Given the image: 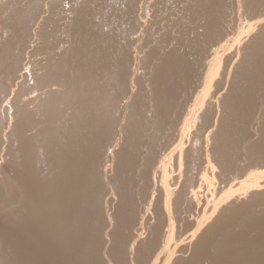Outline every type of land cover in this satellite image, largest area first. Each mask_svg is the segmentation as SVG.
I'll use <instances>...</instances> for the list:
<instances>
[{"label": "rangeland", "instance_id": "rangeland-1", "mask_svg": "<svg viewBox=\"0 0 264 264\" xmlns=\"http://www.w3.org/2000/svg\"><path fill=\"white\" fill-rule=\"evenodd\" d=\"M241 1L0 0V19H3L2 21L0 20V66L2 65L0 67V182L2 180L5 181L8 179L6 180L8 183L2 181L1 183L3 184H0L1 186H4H2L3 189L0 186L1 264H6L7 262L5 261H8L9 264L12 261L22 264L25 258L26 260L29 259V261L27 260L26 264L29 262H32V264H132V262L133 264H244L243 262L246 264H264V253H261L262 251L264 252V210H262V208H264V195L259 194L256 197L253 195V199V197L250 196L252 194H240V183L244 180V178H246V172H249V170L252 168L254 170H264V163H262L264 161L261 160L262 157L264 159V155H259L260 152H264V46L255 48L258 50L256 51L252 49L254 48L251 47L252 44L249 45L250 48H247L248 46L245 47L243 45L245 42H242V45H240L239 38H237L238 35L241 36L243 33L244 30L242 29H246L247 23L256 19L257 15L262 12L264 9V0ZM29 3H31L32 6H30ZM21 5L23 7H21ZM2 6L4 8H2ZM220 6L222 7L220 8ZM229 8L231 10H229ZM198 10L200 12L202 11L201 14L203 16H201ZM213 10L216 11L214 12ZM22 11L24 13H22ZM30 11L33 13H29ZM231 12L232 14H230ZM24 14H26V16ZM228 15L231 17L229 16V18ZM206 16L210 21L208 18H206ZM16 18L18 23L15 20ZM32 20L36 22L34 23ZM201 20L207 22V26L205 25V28V22H201ZM229 20L231 23H227ZM9 21L10 23H7ZM214 21L217 23L215 24ZM29 25L31 27H29ZM214 26L218 28H215ZM210 28L211 30L213 29V32L210 30ZM33 29L34 31H32ZM258 30L259 29H257V31ZM26 31L29 33H26ZM12 32H16V34H12ZM7 37L9 38L6 39ZM41 37L44 39L42 40ZM245 38L244 40H247V42L250 41L249 37ZM19 44H21L20 47ZM11 45L14 48L12 50ZM23 45L25 48L22 47ZM44 45L47 48H45ZM10 50L12 52H10ZM9 53L11 54L9 55ZM22 53L25 54L24 57H22ZM9 58L13 59L10 60ZM14 58H16V60ZM23 58L25 59L23 60ZM8 59L12 61L10 64L13 65L14 63V66L11 65V67H8V65L10 66V64H8L9 61L7 62ZM3 65L5 66L3 67ZM7 67H13L14 70H17L13 72L14 70L11 69V71H13L10 72V69L8 70ZM85 70L88 72V74ZM28 72L33 74L30 75ZM46 73H50V76ZM242 73L244 78L242 77ZM90 76H93L92 79ZM4 77H6V79ZM5 89L9 90L6 91ZM88 90H90L88 92L90 94L85 93ZM80 91L82 92L79 93ZM73 92L75 96L74 99L76 98L75 101L72 100ZM67 94L70 96L69 99L66 98ZM85 94L87 96H84ZM34 95L37 96L35 97ZM78 95L82 96L83 99ZM67 99L69 101L71 99L75 102V104L74 102L66 101ZM184 101H187V104L184 103ZM66 102H69V105L71 103V106L67 104L69 106L67 107ZM72 103L75 105L74 108H72ZM179 105L181 108H179ZM72 115L74 116L73 118ZM67 116L70 120L72 119V121H68ZM190 117H193L190 124V129L186 133V136H182L180 133L184 123L182 121L186 119L190 120ZM62 118L64 120H62ZM201 119L202 121H200ZM197 121H199L201 124ZM206 121L211 124L209 127ZM70 122H74V125ZM54 132L57 135H55ZM171 133L172 135H169ZM181 140H183V142ZM53 143H55L57 146L55 144L53 145ZM182 143L183 146H185V144H190L191 146H187L190 149L192 147L197 149V153L195 152L196 150L194 151L193 148L191 149V151L193 150L192 152L190 151L189 156H191H187L188 159L190 158L189 163H186L188 159H185L186 161H184V164L186 163V165L182 166V168H184L182 170V178L186 179L185 181L183 180L184 182H181L183 186L179 184V180L182 179H180L179 176L177 178V175L181 174L178 164L179 162L177 160L178 155L174 156L176 155L175 152H179V149L177 150V148H180ZM163 145L165 146V149ZM254 145H256V149L259 150H257L258 153L256 150H254ZM53 146L54 148H52ZM262 146L263 149L260 150ZM56 147L57 149H55ZM199 147L201 149H199ZM104 148L105 150H103ZM149 149L151 151H149ZM211 151L214 152L213 154L215 156L212 155ZM194 152L197 155H195ZM254 152L256 153L254 154ZM5 154H7V156ZM50 155L52 157L56 156L54 158L55 161ZM248 155H250V157ZM25 157H27V159ZM167 157L171 159H168ZM101 158H104L103 161ZM175 158H177V162ZM193 159L194 161H192ZM202 159H204V161ZM107 160L108 164H106ZM144 160L147 162L149 161L148 164L147 162L145 163ZM53 161L55 162V168L52 167L54 164ZM100 161L102 163H100ZM155 161L157 164L154 163ZM190 161H192V164H190ZM208 161H211V163L214 164L213 171L209 166L211 163ZM243 161H247V164ZM248 161H250V164ZM104 162H106V166L103 168V166L100 165H104ZM195 162H197V165H195ZM238 163L239 165H237ZM241 163H244L243 166ZM163 164H165L167 167L169 166V182L173 188L176 187L180 189L183 187V189L180 190L182 191L185 189L184 187L188 183L187 178H190L189 181L191 180V182L196 179V181L192 183L196 186V188L202 190L200 191L201 195L197 196V200H200L201 203L203 202L204 205L207 204L208 200L211 201L213 199H219L225 189L230 190L231 188L234 194L232 199H230V202L235 197L234 200L236 203L231 202V205L229 202V209L226 208L227 211L225 209L224 212H219L221 215L216 214L217 217L212 219L213 222L209 219L208 224H210V226L208 227V224L206 225V232L204 231V233H201V235L203 234L202 236L199 237L198 235V237L196 236L191 240L189 234L193 232L196 226L193 224L191 225V222L188 219L194 217L193 215H195L194 218H197L198 215L200 216L202 213L197 211V208L194 206L190 208L188 205V207V201H183L182 205L184 207V211L182 216H184V213L185 216L181 220L179 219L176 221V229L173 239L164 243V236L166 237L168 227L166 220H164L165 216L161 211V205L159 204L158 206L160 207L159 211L158 208L157 210L155 209L158 201V199L157 201L155 199L158 196V190L156 191L153 186H150V184L154 185L156 180L157 183L159 182L161 174L160 170L162 167L161 165ZM148 165H151V167ZM154 165L155 167H153ZM187 165L192 169L191 171L189 167V171L191 172L188 173L189 176L191 173L193 176L192 179L187 173L186 175L188 177L185 175L187 168L184 166ZM175 166L178 167L176 168ZM57 167L58 169L56 170ZM109 167L111 168L108 169ZM147 167H149V169ZM195 167L199 172H197ZM102 168L103 172L101 171ZM146 169L149 171V173L151 171L152 174L150 173L151 175H149L151 177L147 175L149 173ZM193 169L195 170L194 173ZM152 170L154 171L152 172ZM56 171L61 173V177ZM200 171L203 174L207 172L209 184H207V181L203 179V175L200 173ZM141 172L144 173L142 174ZM53 173H56V175ZM111 173H113V175ZM196 173L198 174L195 175ZM63 174L66 177H62ZM183 174L185 176H183ZM212 174L214 176L216 174V177H214ZM4 175L6 176L3 177ZM144 176L147 178V182ZM194 176L197 177L195 178ZM223 176H226L227 178H224ZM7 177H10L12 180ZM148 177L152 179L150 180ZM63 178L65 181H63ZM171 180L174 181L172 182ZM214 180H216V182ZM59 181H61V185L59 184ZM210 181L212 185L210 184ZM12 182L14 186L12 185ZM139 182L140 185H138ZM223 182L226 183L224 184ZM96 183L97 185H95ZM147 183H149V185ZM7 185L11 188H9ZM5 186L8 187H6L8 190H5ZM110 186H112V188ZM139 186H142V188H139ZM216 187L219 188L216 189ZM214 188V191L218 192L215 193L213 191ZM10 189L14 190L12 191L13 193ZM23 189L26 193L23 191ZM140 189L146 193H144L142 190L141 192H138ZM59 190L61 193H63H58ZM232 190L229 191V193H231ZM15 192L16 194L18 193V197L14 196ZM53 192H56L55 194L57 196L53 194ZM209 192L211 193L210 196L208 195L210 194ZM141 193H143V198ZM24 194L26 195L24 196ZM216 195L218 196L216 197ZM13 196L17 199L12 198ZM145 196L148 199H146ZM201 196L205 200L201 198ZM4 197L7 198L4 199ZM20 197L22 203L25 201L23 199L28 197V207L26 204H24L27 201L26 199L23 205L22 203L20 204L22 205L20 210L24 208L21 211L18 208L20 205L18 207L14 206V203L16 204V201L20 200ZM240 197L241 199L236 201V199ZM257 197L259 199H257ZM132 198H134V200ZM144 198L147 201H144ZM12 199L15 201L12 202ZM142 200L144 205L142 204ZM54 201L55 205L57 202L59 206H55L54 203L52 204ZM75 201L78 203H75ZM140 201L141 204H139ZM159 201L158 203H161V196ZM153 202H155L154 205ZM185 202H187V204ZM133 203L136 204L134 205ZM210 204H212V201ZM250 204H253L254 206H251ZM249 205L252 208L249 207ZM54 206H58L59 208H54ZM148 206L150 208H147ZM136 207L139 208V211ZM142 208L143 210L148 211L145 212L142 210ZM186 208H190L188 209L190 211H185L187 210ZM53 209L56 211H52ZM191 209L198 213L196 214V212ZM251 209L252 211H250ZM258 210L263 213H259ZM191 211H193L195 214L193 212L191 213ZM58 213L59 219H62L64 222L58 219ZM61 213L64 215V217H61L63 216ZM53 214L56 216V220L60 221H57V225L60 227V229L65 225V228L62 227L61 231H59L60 229L55 225L56 220ZM135 214L137 216H135ZM218 216L222 217L219 219ZM138 217L139 219H137ZM185 217L189 221L190 227L189 223H187L188 221H186V219L185 221L183 220ZM209 221H211L213 224H211ZM154 223L156 224L154 225ZM177 223L179 227H177ZM52 227H54V231ZM207 229L210 232H208ZM61 233L63 235H61ZM53 234L56 237H51ZM59 234L61 237H58ZM62 236L64 237L63 240ZM57 237L59 242H57ZM51 238L53 239L51 241L54 243L50 241ZM195 238L198 239L196 240ZM54 239H56V241ZM51 243L53 244L52 247ZM55 243H60V245ZM185 244L187 247H185ZM54 245L57 247H55L56 250L53 249ZM91 247L92 249H90ZM153 247L156 248L153 249ZM239 247L242 248L240 249ZM257 247L260 249L258 250ZM49 250H52L51 253ZM64 251L65 253L67 251L68 252L65 254ZM242 251L243 253H241ZM52 252H54L53 254H55V256L57 254V256H53ZM179 252L181 253V257ZM234 252L237 257L235 256ZM256 253H258L257 256ZM169 254H171L172 257L171 261H168V259L166 260ZM238 254L243 257L240 259ZM251 254L253 258L251 257ZM51 257H53V259ZM173 257H179L178 261L177 258L173 259ZM19 258H21V262L19 261ZM10 260L12 261L10 262ZM80 260L82 261L79 262ZM173 260L175 263H173ZM238 260L241 263H239Z\"/></svg>", "mask_w": 264, "mask_h": 264}, {"label": "bare ground", "instance_id": "bare-ground-1", "mask_svg": "<svg viewBox=\"0 0 264 264\" xmlns=\"http://www.w3.org/2000/svg\"><path fill=\"white\" fill-rule=\"evenodd\" d=\"M5 1H6V0H5ZM28 1H29V0H28ZM120 1H121V0H120ZM205 1H206V0H205ZM224 1H226V0H224ZM239 1H241V0H239ZM9 2H10V1H9ZM91 2H92V1H91ZM213 2H214V1H213ZM215 2H216V1H215ZM217 2H218V1H217ZM241 2H242V1H241ZM262 2H263V1H262ZM10 3H11V2H10ZM16 3H17V2H16ZM24 3H26V2H24ZM33 3H34V2H33ZM53 3H54V2H53ZM201 3H202V2H201ZM206 3H207V2H206ZM210 3H211V2H210ZM7 4H8V3H7ZM20 4H21V3H20ZM27 4H28V3H27ZM29 4H30V6H32L31 3H29ZM41 4H42V3H41ZM119 4H121V3H119ZM203 4H204V3H203ZM245 4H246V3H245ZM259 4H260V3H259ZM4 5H6V4H4ZM14 5H15V3H14ZM82 5H83V4H82ZM211 5H212V4H211ZM219 5H220V4H219ZM229 5H230V4H229ZM263 5H264V2H263ZM16 6H17V5H16ZM25 6H26V5H25ZM33 6H34V5H33ZM36 6H38V5H36ZM40 6H41V5H40ZM209 6H210V5H209ZM225 6H226V5H225ZM227 6H228V4H227ZM17 7H18V6H17ZM21 7H23V6L21 5ZM56 7H57V6H56ZM77 7H78V6H77ZM203 7H204V6H203ZM210 7H211V6H210ZM221 7H222V6H220V8H221ZM229 7H230V6H229ZM263 7H264V6H263ZM2 8H4V7L2 6ZM7 8H8V7H7ZM35 8H36V7H35ZM120 8H121V7H120ZM208 8H209V7H208ZM225 8H226V7H225ZM5 9H6V8H5ZM33 9H34V8H33ZM209 9H210V8H209ZM214 9H215V7H214ZM218 9H219V8H218ZM218 9H217V10H218ZM227 9H228V8H227ZM232 9H233V8H232ZM247 9H248V8H247ZM258 9H259V8H258ZM262 9H263V8H262ZM25 10H26V9H25ZM30 10H31V9H30ZM121 10H122V8H121ZM207 10H208V9H207ZM223 10H224V7H223ZM229 10H231V9L229 8ZM233 10H234V9H233ZM0 11H1V9H0ZM9 11H10V10H9ZM9 11H8V12H9ZM39 11H40V10H39ZM41 11H42V8H41ZM44 11H45V10H44ZM117 11H118V10H117ZM198 11H199V10H198ZM205 11H206V10H205ZM213 11H214V10H213ZM215 11H216V10H215ZM215 11H214V12H215ZM259 11H260V10H259ZM3 12H4V11H3ZM11 12H12V11H11ZM14 12H15V11H14ZM31 12H32V11H30L29 13H31ZM37 12H38V11H37ZM199 12H200V11H199ZM201 12H202V11H201ZM201 12H200V14H201ZM207 12H208V11H207ZM207 12H206V13H207ZM209 12H210V10H209ZM219 12H220V11H219ZM232 12H233V11H232ZM232 12H231L230 14H232ZM6 13H7V12H6ZM22 13H24V12L22 11ZM32 13H33V12H32ZM216 13H217V12H216ZM258 13H259V12H258ZM2 14H4V13H2ZM2 14H1V15H2ZM60 14H61V13H60ZM203 14H204V13H203ZM209 14H210V13H209ZM217 14H218V13H217ZM219 14H220V13H219ZM222 14H223V13H222ZM222 14H221V15H222ZM225 14H226V13H225ZM225 14H224V15H225ZM228 14H229V13H228ZM256 14H257V13H256ZM24 15L26 16V14H24ZM34 15H35V14H34ZM34 15H33V16H34ZM36 15H37V14H36ZM233 15H234V14H233ZM28 16H29V15H28ZM201 16H203V15L201 14ZM204 16H205V15H204ZM207 16H208V15H207ZM207 16H206V18H208ZM229 16H230V15H228V17H229ZM10 17H11V16H10ZM37 17H38V16H37ZM37 17H35V18H37ZM48 17H49V16H48ZM100 17H101V16H100ZM157 17H158V16H157ZM210 17H211V16H210ZM221 17H222V16H221ZM230 17H231V16H230ZM230 17H229V18H230ZM1 18H2V16H1ZM226 18H227V17H226ZM229 18H228V19H229ZM234 18H235V17H234ZM12 19H13V18H12ZM23 19H24V17H23ZM33 19H34V18H33ZM40 19H41V18H40ZM211 19H212V18H211ZM216 19H218V18H216ZM0 20H1V19H0ZM2 20H3V19H2ZM2 20H1V21H2ZM8 20H9V19H8ZM15 20H16V22H17V18H16ZM47 20H48V19H47ZM49 20H50V19H49ZM208 20H209V18H208ZM212 20H213V19H212ZM231 20H232V19H231ZM5 21H6V19H5ZM5 21H4V22H5ZM24 21H25V20H24ZM32 21H34V20H32ZM55 21H56V20H55ZM202 21H203V20H201V22H202ZM209 21H210V20H209ZM217 21H219V20H217ZM221 21H222V20H221ZM224 21H225V19H224ZM245 21H246V20H245ZM247 21H248V20H247ZM13 22H14V21H13ZM30 22H31V21H30ZM35 22H36V21H34V23H35ZM48 22H49V21H48ZM58 22H59V21H58ZM98 22H99V21H98ZM203 22H205V21H203ZM229 22H230V20H229L227 23H229ZM7 23H10V21L7 22ZM17 23H18V22H17ZM27 23H28V22H27ZM205 23H206V24H205ZM205 23H204V28H205V25L207 26V22H205ZM212 23H213V22H212ZM214 23L216 24L217 22L214 21ZM225 23H226V22H225ZM230 23H231V22H230ZM239 23H240V22H239ZM0 24H1V23H0ZM5 24H6V23H5ZM15 24H16V23H15ZM68 24H69V23H68ZM200 24H201V23H200ZM221 24H222V23H221ZM240 24H241V23H240ZM13 25H14V24H13ZM13 25H12V28H13ZM76 25H77V24H76ZM115 25H116V24H115ZM208 25H209V24H208ZM213 25H214V24H213ZM231 25H232V24H231ZM245 25H246V24H245ZM16 26H17V24H16ZM20 26H21V25H20ZM38 26H39V25H38ZM40 26H41V25H40ZM62 26H63V25H62ZM85 26H86V25H85ZM117 26H118V25H117ZM126 26H127V25H126ZM200 26H202V25H200ZM200 26H199V27H200ZM224 26H225V25H224ZM228 26H230V25H228ZM233 26H234V25H233ZM233 26H231V27H233ZM246 26H247L246 29H242V30H244L243 33H242V34L239 33V34H241V36L238 35V37H237V38H239L240 45H242V42H243V43L245 42V44H243V45H244L245 47L248 46L247 48H250L249 45L252 44L251 47H254V48H252V49L258 51V50L255 49V48H260V47L264 46V44H263V43H264V9L262 10V12H261L260 14L257 15L256 19H254V20L251 21V22H248ZM4 27H5V26H4ZM21 27H22V26H21ZM29 27H31V26L29 25ZM29 27H28V28H29ZM36 27H37V26H36ZM129 27H130V26H129ZM195 27H197V26H195ZM214 27H215V26H214ZM239 27H240V26H239ZM9 28H10V27H9ZM24 28H25V27H24ZM38 28H39V27H38ZM67 28H68V27H67ZM192 28H193V27H192ZM215 28H218V27H215ZM19 29H20V28H19ZM29 29H30V28H29ZM31 29H32V28H31ZM47 29H48V28H47ZM124 29H125V28H124ZM220 29H221V28H220ZM240 29H241V28H240ZM257 29H259V30L257 31ZM35 30H36V29H35ZM40 30H41V29H40ZM93 30H94V29H93ZM121 30H122V28H121ZM193 30H194V29H193ZM203 30H204V29H203ZM210 30H211V28H210ZM210 30H209V32H210ZM212 30H213V29H212ZM212 30H211V31H212ZM214 30H215V29H214ZM0 31H1V29H0ZM19 31H20V30H19ZM28 31H30V30H28ZM28 31H26V33H29ZM32 31H34V29H33ZM36 31H37V30H36ZM49 31H51V30H49ZM109 31H110V30H109ZM123 31H124V30H123ZM256 31H257V32H256ZM6 32H7V31H6ZM212 32H213V31H212ZM13 33L16 34V32H12V34H13ZM19 33H20V32H19ZM195 33H196V32H195ZM8 34H9V33H8ZM33 34H34V33H33ZM45 34H46V33H45ZM123 34H124V33H123ZM199 34H200V33H199ZM203 34H204V32H203ZM0 35H1V34H0ZM196 35H197V34H196ZM4 36H5V35H4ZM11 36H12V35H11ZM11 36H9V37H11ZM29 36H30V35H29ZM86 36H87V35H86ZM0 37H1V36H0ZM9 37H7L6 39H8ZM16 37H17V36H16ZM19 37H20V36H19ZM19 37H18V38H19ZM22 37H23V36H22ZM49 37H50V36H49ZM245 37H249L250 41L247 42V40H244ZM27 38H28V37H27ZM30 38H31V37H30ZM41 38H42V37H41ZM0 39H1V38H0ZM43 39H44V38H42V40H43ZM94 39H95V38H94ZM101 39H102V38H101ZM245 39H246V38H245ZM4 40H5V39H4ZM16 40H18V39H16ZM16 40H15V41H16ZM20 40H21V39H20ZM24 40H25V39H24ZM27 40H28V39H27ZM243 40H244V41H243ZM11 41H12V39H11ZM25 41H26V40H25ZM45 41H47V40H45ZM49 41H50V39H49ZM105 41H106V40H105ZM5 42H6V41H5ZM16 42H18V41H16ZM20 42H21V41H20ZM23 42H24V41H23ZM131 42H132V41H131ZM14 43H15V42H14ZM27 43H28V42H27ZM47 43H48V42H47ZM49 43H50V42H49ZM6 44H7V43H6ZM21 44H23V43H21ZM21 44H19V47H20ZM4 45H5V44H4ZM47 45H48V44H47ZM6 46H7V45H6ZM11 46H12V45H11ZM210 46H211V45H210ZM4 47H5V46H4ZM9 47H10V45H9ZM19 47H18V48H19ZM22 47H24V45H23ZM42 47H43V45H42ZM44 47H45V45H44ZM49 47H50V46H49ZM49 47H48V48H49ZM24 48H25V47H24ZM45 48H47V47H45ZM103 48H104V47H103ZM103 48H102V49H103ZM207 48H208V47H207ZM247 48H246V49H247ZM12 49H14L13 46L11 47V50H12ZM208 49H209V48H208ZM8 50H9V49H8ZM11 50H10V52H12ZM16 50H19V49H16ZM21 50H24V49H21ZM206 50H207V49H206ZM247 50H248V49H247ZM247 50H246V51H247ZM249 50H250V49H249ZM207 51H208V50H207ZM260 51H261V50H260ZM3 52H4V51H3ZM17 52H18V51H17ZM19 52H20V51H19ZM21 52H22V51H21ZM25 52H26V51H25ZM15 53H16V52H15ZM23 53H24V52H23ZM23 53H22V54H23ZM206 53H207V52H206ZM253 53H254V52H253ZM6 54H7V52H6ZM10 54H11V53H9V55H10ZM100 54H101V53H100ZM100 54H99V55H100ZM231 54H232V53H231ZM12 55H14V54H12ZM18 55H19V54H18ZM24 55H25V54H23L22 57H24ZM207 55H208V54H207ZM20 56H21V55H20ZM154 56H155V55H154ZM205 56H206V55H205ZM208 56H209V55H208ZM246 56H247V55H246ZM2 57H3V55H2ZM6 57H7V56H6ZM6 57H5V58H6ZM10 57H11V56H10ZM141 57H142V56H141ZM203 57H204V55H203ZM104 58H105V56H104ZM6 59H7V58H6ZM6 59H5V61H6ZM9 59L12 60L13 58H9ZM9 59L7 60V62L9 61L8 64L12 63V61H10ZM14 59L16 60V58H14ZM24 59H25V58H23V60H24ZM113 59H114V57H113ZM17 60H18V58H17ZM31 60H32V59H31ZM34 60H35V59H34ZM92 60H93V59H92ZM205 60H206V59H205ZM21 61H22V60H21ZM106 61H107V60H106ZM245 61H246V60H245ZM2 62H3V61H2ZM2 62H1V63H2ZM16 62H17V61H16ZM18 62H19V61H18ZM27 62H28V61H27ZM147 62H148V61H147ZM21 63H23V62H21ZM21 63H20V64H21ZM24 63H25V61H24ZM31 63H32V62H31ZM31 63H30V64H31ZM46 63H47V62H46ZM246 63H247V62H246ZM5 64H6V63H5ZM16 64H17V63H16ZM203 64H204V63H203ZM243 64H244V63H243ZM11 65H12V64H10V66L8 65V67H11ZM26 65H27V64H26ZM67 65H68V64H67ZM197 65H198V64H197ZM208 65H209V63H208ZM1 66H2V65H1ZM1 66H0V67H1ZM4 66H5V65H3V67H4ZM12 66H14V63H13ZM31 66H32V64H31ZM243 66H244V65H243ZM245 66H246V65H245ZM250 66H251V65H250ZM8 67H7V68H8ZM15 67H16V66H15ZM102 67H103V66H102ZM24 68H28V67H24ZM45 68H46V66H45ZM48 68H49V66H48ZM182 68H183V67H182ZM186 68H187V67H186ZM197 68H198V67H197ZM197 68H196V69H197ZM241 68H242V67H241ZM243 68H244V67H243ZM247 68H248V67H247ZM9 69H10V70H9ZM11 69H13V67H12V68H8V70H9L10 72H12V71L14 70V69H13V70L11 71ZM15 69H16V68H15ZM18 69H20V68H18ZM196 69H195V70H196ZM199 69H200V68H199ZM199 69H198V70H199ZM248 69H249V68H248ZM263 69H264V68H263ZM8 70H7V72H8ZM16 70H17V69H16ZM16 70H14L13 72H15ZM21 70H22V68H21ZM26 70H27V69H26ZM44 70H45V69H44ZM47 70L50 71L49 69H47ZM74 70H75V69H74ZM88 70H89V69H88ZM253 70H254V69H253ZM3 71H4V70H3ZM75 71H76V70H75ZM85 71H86V70H85ZM240 71H241V70H240ZM246 71H247V70H246ZM246 71H245V72H246ZM254 71H255V70H254ZM41 72H42V71H41ZM46 72H47V71H46ZM86 72H87V71H86ZM242 72H243V71H242ZM252 72H253V71H252ZM1 73H2V72H1ZM21 73H22V72H21ZM23 73H24V72H23ZM28 73H29V72H28ZM121 73H122V72H121ZM243 73H244V72H243ZM243 73H242V77H243ZM13 74H14V73H13ZM29 74H30V73H29ZM29 74H28V75H29ZM31 74H33V73H31ZM31 74H30V75H31ZM42 74H44V73H42ZM46 74H48V75L50 76V73H46ZM87 74H88V72H87ZM109 74H110V73H109ZM169 74H170V73H169ZM186 74H187V73H186ZM240 74H241V73H240ZM244 74H245V73H244ZM0 75H1V74H0ZM203 75H204V74H203ZM3 76H4V74H3ZM6 76H7V75H6ZM13 76H14V75H13ZM20 76H21V75H20ZM44 76H45V75H44ZM148 76H149V75H148ZM190 76H191V75H190ZM190 76H189V77H190ZM204 76H205V75H204ZM244 76H245V75H244ZM247 76H248V75H247ZM7 77H8V76H7ZM9 77H10V76H9ZM17 77H19V76H17ZM17 77H16V78H17ZM34 77H35V76H34ZM90 77H91V76H90ZM92 77H93V76H92ZM92 77H91V79H92ZM123 77H124V76H123ZM183 77H184V76H183ZM245 77H246V76H245ZM4 78L6 79V77H4ZM11 78H12V73H11ZM14 78H15V77H14ZM36 78H37V77H36ZM172 78H173V77H172ZM243 78H244V77H243ZM0 79H1V78H0ZM32 79H33V78H32ZM34 79H35V78H34ZM84 79H85V77H84ZM191 79H192V78H191ZM200 79H201V76H200ZM247 79H248V78H247ZM15 80H16V79H15ZM49 80H50V79H49ZM86 80H87V79H86ZM2 81H3V80H2ZM12 81H13V80H12ZM90 81H92V80H90ZM26 82H27V81H26ZM48 82H49V81H48ZM4 83H5V82H4ZM89 83H90V82H89ZM258 83H259V82H258ZM32 84H33V83H32ZM180 84H181V83H180ZM259 84H260V83H259ZM29 85H30V83H29ZM87 85H88V84H87ZM87 85H86V86H87ZM72 86H73V85H72ZM184 87H185V86H184ZM2 88H3V87H2ZM8 88H9V86H8ZM33 88H34V87H33ZM0 89H1V88H0ZM30 89H31V88H30ZM65 89H66V88H65ZM78 89H79V86H78ZM78 89H77V90H78ZM80 89H81V86H80ZM89 89H90V87H89ZM98 89H99V88H98ZM2 90H4V89H2ZM5 90H6V89H5ZM7 90H9V89H7ZM7 90H6V91H7ZM35 90H36V89H35ZM70 90H72V89H70ZM70 90H69V91H70ZM83 90H85V89H83ZM83 90H82V91H83ZM75 91H76V90H75ZM82 91H80L79 93H81ZM89 91H90V90H88L87 92H85V91H84V92L87 94ZM170 91H171V90H170ZM181 91H182V90H181ZM66 92H67V91H66ZM84 92H83V93H84ZM119 92H120V91H119ZM4 93H5V92H4ZM4 93H3V94H4ZM8 93H9V92H8ZM68 93H69V92H68ZM103 93H104V92H103ZM131 93H132V92H131ZM174 93H175V92H174ZM246 93H247V92H246ZM256 93H257V92H256ZM31 94H32V92H31ZM31 94H30V95H31ZM45 94H46V93H45ZM69 94H70V93H69ZM86 94H85L84 96H87ZM88 94H90V93H88ZM5 96H6V95H5ZM5 96H3V97H5ZM15 96H16V95H15ZM17 96H18V95H17ZM32 96H33V95H32ZM34 96H35V95H34ZM36 96H37V95H36ZM36 96H35V97H36ZM71 96H72V95H71ZM78 96H80V95H78ZM88 96H89V95H88ZM90 96H92V95H90ZM182 96H183V95H182ZM260 96H261V95H260ZM7 97H8V96H7ZM7 97H6V98H7ZM69 97H70V96H68V94H67L66 98L69 99ZM72 97H73L72 100L75 101L76 98L74 99V97H75V96H74V92H73V96H72ZM80 97H82V96H80ZM97 97H98V96H97ZM6 98H5V99H6ZM16 98H17V97H16ZM28 98H29V97H28ZM85 98H87V97H85ZM85 98H84V99H85ZM170 98H171V97H170ZM179 98H180V97H179ZM184 98H185V97H184ZM184 98H183V99H184ZM241 98H242V97H241ZM258 98H259V97H258ZM29 99H30V98H29ZM68 99H67L66 101H69ZM82 99H83V97H82ZM100 99H101V98H100ZM183 99H182V100H183ZM72 100L70 99L71 102H74V101H72ZM97 100H99V99H97ZM188 100H189V99H188ZM31 101H32V100H31ZM70 101H69V102H70ZM91 101H92V100H91ZM243 101H244V100H243ZM28 102H29V101H28ZM63 102H64V101H63ZM69 102H68V103H69ZM98 102H99V101H98ZM106 102H107V101H106ZM109 102H110V101H109ZM181 102H183V101H181ZM186 102H187V101H186ZM186 102L184 101V103H186ZM55 103H56V102H55ZM68 103L66 102V105H67ZM184 103H183V104H184ZM63 104H64V103H63ZM63 104H62V105H63ZM74 104H75V102H74ZM90 104H91V103H90ZM178 104H179V103H178ZM181 104H182V103H181ZM186 104H187V103H186ZM186 104H185V105H186ZM237 104H238V103H237ZM7 105H8V104H7ZM24 105H25V104H24ZM68 105H69V104H68ZM68 105H67V107L71 106V103H70L69 106H68ZM72 105H73V103H72ZM74 106H75V105H73L72 108H74ZM89 106H90V105H89ZM177 106H178V105H177ZM94 107H95V106H94ZM140 107H141V106H140ZM183 107H184V106H183ZM33 108H34V107H33ZM62 108H63V107H62ZM62 108H61V109H62ZM78 108H79V107H78ZM137 108H138V106H137ZM179 108H181L180 105H179ZM179 108H178V110H179ZM10 109H11V108H10ZM58 109H59V108H58ZM70 109H71V107H70ZM88 109H89V108H88ZM105 109H106V108H105ZM130 109H131V108H130ZM182 109H183V108H182ZM251 109H252V108H251ZM262 109H263V108H262ZM64 110H65V109H64ZM67 110H68V109H67ZM72 110H74V109H72ZM183 110H184V109H183ZM234 110H235V109H234ZM5 111H6V110H5ZM16 111H17V110H16ZM30 111H31V110H30ZM59 111H60V110H59ZM70 111H71V110H70ZM75 111H76V110H75ZM157 111H158V110H157ZM8 112H9V111H8ZM71 112H72V111H71ZM30 113H31V112H30ZM58 113H59V112H58ZM63 113H64V112H63ZM175 113H177V112H175ZM197 113H198V112H197ZM6 114H7V113H6ZM31 114H32V113H31ZM53 114H54V113H53ZM60 114H62V113H60ZM67 114H68V113H67ZM71 114H72V113H71ZM73 114H74V113H73ZM78 114H79V113H78ZM179 114H180V113H179ZM205 114H206V113H205ZM205 114H204V115H205ZM247 114H248V113H247ZM257 114H258V113H257ZM57 115H58V114H57ZM68 115H69V114H68ZM74 115H75V114H74ZM175 115H177V114H175ZM206 115H207V114H206ZM206 115H205V116H206ZM211 115H212V113H211ZM46 116H47V115H46ZM53 116H55V115H53ZM58 116H59V115H58ZM64 116H65V115H64ZM79 116H80V115H79ZM153 116H154V115H153ZM179 116H180V115H179ZM235 116H236V115H235ZM67 117H68V116H67ZM67 117H66V118H67ZM73 117H74V116L72 115V118H73ZM180 117H181V116H180ZM182 117H184V116H182ZM188 117H189V115H188ZM203 117H204V116H203ZM31 118H32V117H31ZM70 118H71V116H70ZM75 118H76V117H75ZM176 118H177V117H176ZM178 118H179V117H178ZM190 118H191V117H190ZM192 118H193V117H192ZM192 118H191L190 120H189V119H186V118H185L186 120H184V121L181 120L182 122H184V123H183V126H182V128H181V132H180L182 136H183V135L186 136V133H187L188 130L190 129V124H191V122H192ZM205 118H206V117H205ZM233 118H234V117H233ZM53 119H55V118H53ZM76 119H77V118H76ZM76 119H75V120H76ZM183 119H184V118H183ZM195 119H196V118H195ZM62 120H64V119L62 118ZM73 120H74V119H73ZM77 120H78V119H77ZM79 120H80V119H79ZM209 120H210V119H209ZM68 121H72V119L70 120L69 117H68ZM178 121H179V119H178ZM181 121H180V122H181ZM195 121H196V120H195ZM200 121H202V119H201ZM204 121H205V120H204ZM207 121H208V118H207ZM207 121H206V122H207ZM258 121H259V120H258ZM17 122H18V121H17ZM53 122H54V121H53ZM64 122H65V121H64ZM64 122H63V123H64ZM75 122H76V121H75ZM77 122H78V121H77ZM109 122H110V121H109ZM174 122H176V121H174ZM197 122H199V121H197ZM60 123H61V122H60ZM63 123H62V125H63ZM67 123H68V122H67ZM70 123H72V122H70ZM73 123H74V122H73ZM73 123H72V124H73ZM156 123H157V122H156ZM156 123H155V124H156ZM177 123H178V122H177ZM199 123H200V122H199ZM202 123H203V122H202ZM207 123H208V127H209V125H211V124H209V122H207ZM17 124H18V123H17ZM64 124H65V123H64ZM170 124H171V123H170ZM194 124H195V123H194ZM197 124H198V123H197ZM197 124H196V125H197ZM200 124H201V123H200ZM51 125H52V124H51ZM68 125H69V124H68ZM73 125H74V124H73ZM139 125H140V124H139ZM174 125H175V124H174ZM203 125H204V124H203ZM60 126H61V124H60ZM63 126H64V125H63ZM171 126H172V124H171ZM197 126H198V125H197ZM206 126H207V124H206ZM250 126H251V125H250ZM36 127H37V126H36ZM54 127H55V126H54ZM67 127H68V126H67ZM70 127H71V126H70ZM74 127H75V126H74ZM78 127H79V126H78ZM202 127H204V126H202ZM255 127H256V126H255ZM17 128H18V127H17ZM57 128H58V127H57ZM57 128H56V129H57ZM64 128H65V127H64ZM71 128H72V127H71ZM172 128H173V127H172ZM176 128H177V126H176ZM205 128H206V127H205ZM68 129H70V128H68ZM156 129H157V128H156ZM168 129H169V128H168ZM197 129H198V127H197ZM16 130H17V129H16ZM53 130H54V128H53ZM53 130H52V131H53ZM59 130H60V129H59ZM71 130H72V129H71ZM71 130H70V131H71ZM141 130H142V129H141ZM174 130H177V129H174ZM203 130H204V129H203ZM205 130H207V129H205ZM253 130H254V129H253ZM64 131H65V130H64ZM66 131H67V130H66ZM172 131H173V130H172ZM191 131H192V130H191ZM40 132H41V131H40ZM60 132H61V131H60ZM60 132H59V133H60ZM71 132H72V131H71ZM178 132H179V131H178ZM199 132H200V131H199ZM204 132H205V131H204ZM217 132H218V131H217ZM244 132H245V131H244ZM15 133H16V132H15ZM50 133H51V132H50ZM54 133H55V132H54ZM90 133H91V132H90ZM175 133H176V132H175ZM193 133H194V132H193ZM200 133H201V132H200ZM262 133H263V132H262ZM71 134H72V133H71ZM75 134H76V133H75ZM141 134H142V133H141ZM188 134H189V133H188ZM255 134H256V133H255ZM8 135H9V133H8ZM55 135H57V134L55 133ZM58 135H59V134H58ZM69 135H70V133H69ZM73 135H74V134H73ZM169 135H172V133L169 134ZM200 135H201V134H200ZM261 135H262V134H261ZM263 135H264V133H263ZM0 136H1V135H0ZM11 136H12V135H11ZM14 136H15V135H14ZM27 136H28V135H27ZM63 136H64V135H63ZM74 136H75V135H74ZM192 136H193V135H192ZM220 136H221V135H220ZM253 136H254V135H253ZM258 136H259V135H258ZM70 137H71V136H70ZM70 137H69V138H70ZM167 137H168V136H167ZM189 137H190V136H189ZM197 137H198V136H197ZM199 137H200V136H199ZM202 137H203V136H202ZM244 137H245V136H244ZM263 137H264V136H263ZM55 138H56V136H55ZM55 138H54V139H55ZM63 138H64V137H63ZM73 138H74V137H73ZM148 138H149V137H148ZM165 138H166V137H165ZM170 138H171V137H170ZM172 138L174 139L173 136H172ZM175 138H176V137H175ZM184 138H185V137H184ZM186 138H187V137H186ZM194 138H195V137H194ZM204 138H205V137H204ZM204 138H203V139H204ZM258 138H260V137H258ZM97 139H98V138H97ZM254 139H255V138H254ZM256 139H257V138H256ZM12 140H13V138H12ZM15 140H16V139H15ZM50 140H51V139H50ZM72 140H73V139H72ZM163 140H164V139H163ZM166 140H167V139H166ZM168 140H169V138H168ZM178 140H179V139H178ZM184 140H185V139H184ZM262 140H263V139H262ZM0 141H1V140H0ZM4 141H5V140H4ZM78 141H79V140H78ZM87 141H88V140H87ZM181 141L183 142V140H181ZM191 141H192V140H191ZM196 141H197V140H196ZM202 141H203V140H202ZM202 141H200V142H202ZM252 141H253V140H252ZM22 142H23V141H22ZM57 142H58V141H57ZM61 142H62V141H61ZM88 142H89V141H88ZM114 142H115V141H114ZM142 142H143V141H142ZM149 142H150V141H149ZM168 142H169V141H168ZM171 142H172V141H171ZM261 142H262V141H261ZM1 143H2V142H1ZM15 143H17V142H15ZM69 143H70V142H69ZM166 143H167V142H166ZM175 143H176V142H175ZM180 143H181V142H180ZM184 143H185V142H184ZM206 143H207V142H206ZM230 143H231V142H230ZM246 143H247V142H246ZM259 143H260V142H259ZM29 144H30V143H29ZM54 144H55V143H53V145H54ZM57 144H58V143H57ZM113 144H114V143H113ZM130 144H131V143H130ZM130 144H129V145H130ZM169 144H170V143H169ZM171 144H172V143H171ZM192 144H193V143H192ZM201 144H202V143H201ZM254 144H255V143H254ZM263 144H264V143H263ZM55 145H56V144H55ZM131 145H132V144H131ZM149 145H150V144H149ZM165 145H166V144H165ZM56 146H57V145H56ZM60 146H61V144H60ZM85 146H86V145H85ZM107 146H108V145H107ZM163 146H164V145H163ZM163 146H162V147H163ZM187 146H191V145H190V144H189V145L185 144V146H183V143H182L181 146H180V148H177V147H176L177 150L179 149V152H178V153L175 152L176 155H174V156H177V155H178V159L175 158V160H176V159L178 160V162H179V163H178V164H179V168H180V170H181V172L179 171L181 174H180V175H177V178H178V176H179V178L182 179V180H179V179H178V180L180 181L179 184H181V182H182L183 180H184V181L186 180L185 178H184V179L182 178V170L184 169V168H182V166H183V165H186L187 162L189 163V159H190V158L188 159L187 156H189L190 151H191V149L193 148V147H192V148L190 149V148L187 147ZM219 146H220V145H219ZM255 146H256V145H254V147H255ZM257 146H258V145H257ZM3 147H4V146H3ZM15 147H16V146H15ZM18 147H20V146H18ZM129 147H130V146H129ZM173 147H174V145H173ZM196 147H197V145H196ZM244 147H245V146H244ZM246 147H247V146H246ZM12 148H13V147H12ZM40 148H41V147H40ZM52 148H54V146H53ZM65 148H66V147H65ZM109 148H110V147H109ZM157 148H158V147H157ZM160 148H161V147H160ZM186 148H189V149H186ZM197 148H198V147H197ZM214 148H215V147H214ZM248 148H249V146H248ZM15 149H16V148H15ZM55 149H57V147H56ZM55 149H54V152H55ZM59 149H60V148H59ZM106 149H107V147H106ZM111 149H112V148H111ZM111 149H108V150H111ZM146 149H147V148H146ZM154 149H155V148H154ZM158 149H159V148H158ZM164 149H165V146H164ZM166 149H167V148H166ZM168 149H169V148H168ZM193 149H194V148H193ZM199 149H201V148L199 147ZM253 149H254V148H253ZM262 149H263V146H262V148H261L260 150H262ZM63 150H64V149H63ZM72 150H73V149H72ZM103 150H105V148H104ZM108 150H107V151H108ZM177 150H176V151H177ZM195 150H196V151H195ZM202 150H203V148H202ZM211 150H212V149H211ZM254 150H256V152H257L258 149H256V147H255ZM254 150H253V151H254ZM51 151H52V150H51ZM66 151H67V149H66ZM149 151H151V150L149 149ZM158 151H160V150H158ZM192 151H193V150H192ZM192 151H191V152H192ZM194 151L197 153V149H196V148L194 149ZM198 151H199V150H198ZM200 151H201V150H200ZM207 151H208V150H207ZM226 151H227V150H226ZM251 151H252V150H251ZM258 151H259V150H258ZM5 152H6V151H5ZM86 152H87V151H86ZM195 152H194V153H195ZM211 152H212V151H211ZM227 152H228V151H227ZM256 152H254V154H255ZM0 153H1V152H0ZM7 153H8V148H7ZM51 153H53V152H51ZM56 153H57V152H56ZM56 153H55V154H56ZM66 153H68V152H66ZM106 153H107V152H106ZM111 153H112V152H111ZM157 153H159V152H157ZM194 153H193V154H194ZM196 153H195V155H197ZM201 153H202V152H201ZM203 153H204V150H203ZM213 153H214V152H212V155H214ZM251 153H252V152H251ZM257 153H258V152H257ZM261 153H262V152L259 153L260 156H261V155H264V154H263L264 152H263L262 154H261ZM10 154H11V152H10ZM10 154H9V156H10ZM82 154H83V153H82ZM102 154H104V153H102ZM107 154H108V153H107ZM198 154H199V152H198ZM215 154H216V153H215ZM249 154H250V153H249ZM5 155L7 156V154H5ZM51 155H52V154H51ZM51 155H50V156H51ZM57 155H58V154H57ZM68 155H69V154H68ZM88 155H89V154H88ZM94 155H95V154H94ZM104 155H105V154H104ZM104 155H103V157H104ZM113 155H114V154H113ZM156 155H157V154H156ZM250 155H251V154H250ZM250 155H248V156L250 157ZM259 155H258V156H259ZM9 156H8V157H9ZM13 156H14V155H13ZM18 156H19V154H18ZM53 156H55V155H53ZM110 156H111V154H110ZM146 156H147V155H146ZM164 156H165V155H164ZM190 156H191V155H190ZM190 156H189V157H190ZM214 156H215V155H214ZM51 157H52V156H51ZM55 157H56V156H55ZM55 157H52V159H54ZM61 157H62V155H61ZM69 157H70V156H69ZM84 157H85V156H84ZM106 157H107V156H106ZM106 157H105V158H106ZM111 157H112V156H111ZM148 157H149V156H148ZM150 157H151V156H150ZM152 157H153V156H152ZM184 157H185V158H184ZM192 157H193V155H192ZM195 157H196V156H195ZM195 157H194V158H195ZM197 157H198V156H197ZM209 157H210V156H209ZM219 157H220V156H219ZM1 158H2V157H1ZM25 158L27 159V157H25ZM66 158H67V157H66ZM113 158H114V157H113ZM163 158H164V157H163ZM167 158H168V157H167ZM172 158H173V157H172ZM199 158H200V156H199ZM201 158H202V157H201ZM212 158H213V157H212ZM245 158H246V157H245ZM245 158H243V159H245ZM255 158H256V157H255ZM258 158H259V157H258ZM7 159H8V158H7ZM9 159H10V157H9ZM19 159H20V158H19ZM28 159H29V157H28ZM101 159H102V158H101ZM101 159H100V160H101ZM103 159H104V158H103ZM103 159H102V161H103ZM152 159H153V158H152ZM168 159H171V158H168ZM173 159H174V158H173ZM185 159H186V160L188 159V161H186ZM214 159H215V158H214ZM214 159H213V161H214ZM250 159H251V158H250ZM11 160H12V158H11ZM16 160H17V159H16ZM91 160H92V159H91ZM111 160H112V158H111ZM146 160H147V159H146ZM177 160H176V162H177ZM199 160H200V159H199ZM202 160L204 161V159H202ZM209 160H210V159H209ZM218 160H219V159H218ZM236 160H237V159H236ZM241 160H242V159H241ZM241 160H239V161H241ZM261 160L264 161L263 157H262ZM18 161H19V160H18ZM27 161H28V160H27ZM54 161H55V159H54ZM54 161H53V162H54ZM88 161H89V160H88ZM104 161H105V160H104ZM109 161H110V159H109ZM144 161H145V160H144ZM150 161H151V159H150ZM184 161H186L185 164H184ZM192 161H194V159H193ZM192 161H190V164H192ZM230 161H231V159H230ZM250 161H251V160H250ZM250 161H248L249 164H250ZM258 161H259V160H258ZM2 162H3V161H2ZM15 162H16V161H15ZM19 162H20V161H19ZM19 162H18V163H19ZM32 162H33V161H32ZM62 162H63V161H62ZM112 162H113V161H112ZM146 162H147V161H145V163H146ZM148 162H149V161H148ZM148 162H147V164H148ZM165 162H166V161H165ZM169 162H170V161H169ZM208 162L211 163V161H208ZM214 162H215V161H214ZM219 162H220V161H219ZM243 162H245V161H243ZM246 162H247V161H246ZM246 162H245V163H246ZM252 162H253V161H252ZM12 163H13V162H12ZM27 163H28V162H27ZM27 163H26V164H27ZM58 163H59V162H58ZM100 163H102V162L100 161ZM105 163H106V162H104V165H100V164H99V165H100V166H103V168H104V166H106V164H108V160H107V163H106V164H105ZM110 163H111V162H110ZM116 163H117V161H116ZM150 163H152V162H150ZM154 163H156V161H155ZM196 163H197V162H195V165H197ZM199 163H200V161H199ZM230 163H231V162H230ZM259 163H260V162H259ZM262 163H264V162H262ZM262 163H261V165H262ZM13 164H14V163H13ZM13 164H12V165H13ZM60 164H61V163H60ZM67 164H68V163H67ZM121 164H122V163H121ZM156 164H157V163H156ZM161 164H162V163H161ZM176 164H177V163H176ZM176 164H175V165H176ZM178 164H177V165H178ZM190 164H188V165H190ZM241 164H242V166H243L244 163H241ZM246 164H247V163H246ZM249 164H248V165H249ZM254 164H255V163H254ZM20 165H21V164H20ZM54 165H55V162H54V164H53V166H52L53 168H55ZM109 165H111V164H109ZM113 165H114V164H113ZM188 165H187V166H184V167L187 168V171H186V172H185L186 168H185V170H184L185 175H186V173L188 174L189 172L192 171V169H191L190 166H189V167H190V170H191V171H189V167H188ZM237 165H239V163H238ZM256 165H257V164H256ZM256 165H255V166H256ZM263 165H264V164H263ZM4 166H5V165H4ZM21 166H22V165H21ZM56 166H58V165H56ZM114 166H115V165H114ZM114 166H113V167H114ZM146 166H147V165H146ZM148 166H149V165H148ZM161 166H162V167H161V170H160L161 174H160L159 182L157 183V180H156V181L154 182L155 184H154V185H151V184H150V186H153V188H154L156 191L158 190V192H157V193H158V196H157L158 198H157V197L155 198L156 201H157V199H158V201H159V198H160V196H161V203H158V201H157V206L155 207V209L157 210V208H158V211H159V210H160L159 208L161 207L162 214L165 216V219H164V220H166V223H167V227H168V229H167V232H166V237L164 236V238H165V239H164V240H165L164 243H165L166 241H171V240L173 239V237H174V233H175V229H176V228H175V227H176V226H175L176 221L179 220V219L181 220V219L185 216V213L183 214L184 216H182V213H183V211H184V210H183L184 207H183V205H182L183 201H188V202H189L188 204H187V202H185V203L187 204V206L189 205L190 208L194 206V207L197 208V209H196L197 211H200V212L202 213L200 216L198 215V217H197V215H196L197 218H194L195 215H193L194 217H191V215H190L191 218L188 219V220L191 222V225L193 224L194 226H196V228L193 226L195 229L193 230V232H192L191 234H189L191 240H192L194 237H196V236L198 237V235H199V237L202 236L203 234L201 235V233H204V231H205V227H206V225L208 224V220L210 219V220L213 222L212 219H213L214 217H217L216 214H217V215H221L220 213H221L222 211L224 212V210H225L226 208L229 207L228 205H229L230 199H232V196H233V194H234L232 188H231L230 190H229V189H228V190L225 189V190L223 191V194L221 195V197H220L219 199H217V200H216V199L211 200V201H212V204H210L211 201L208 200V201H207V204L204 205L203 202H202V203H203V204H202V203L200 202V200H199V201L197 200V198H198L197 196H200V195H201V194H200V191H202V190H201V189L199 190L198 188H196V186L192 183V182L196 181V179H195L194 181L191 182V180L189 181L190 178H189V179L187 178V177L189 176V174H188V176L186 175V176H187L186 178H187V180H188V183H187L186 186L184 187L185 189L182 190V191H180L181 189H183V187L180 188V189H178V188H176V187L173 188L172 185H171V183L169 182V169H168L169 166L167 167L165 164H163V165H161ZM172 166H173V165H172ZM191 166H192V165H191ZM209 166L211 167V169H212V171H213V169H214V164L211 163V165H209ZM42 167H43V166H42ZM58 167H59V166H58ZM58 167L56 168V170L58 169ZM61 167H62V166H61ZM149 167H151V165H150ZM149 167H147V168L149 169ZM153 167H155V165H154ZM175 167H176V166H175ZM175 167H174V168H175ZM177 167H178V166H177ZM177 167H176V168H177ZM192 167H193V166H192ZM217 167H218V166H217ZM219 167H220V166H219ZM249 167H250V166H249ZM253 167H254V166H253ZM256 167H257V166H256ZM15 168H16V167H15ZM103 168H102V170L100 169L102 172H103ZM105 168H107V167H105ZM110 168H111V167H109L108 169H110ZM145 168H146V167H145ZM157 168H158V167H157ZM179 168H178V169H179ZM193 168H194V167H193ZM197 168H198V167H197ZM208 168H209V167H208ZM225 168H226V167H225ZM237 168H239V167H237ZM241 168H242V167H241ZM244 168H245V167H244ZM12 169H13V168H12ZM23 169H24V168H23ZM64 169H65V168H64ZM70 169H71V168H70ZM113 169H114V168H113ZM118 169H119V168H118ZM140 169H141V168H140ZM195 169H196V167H195ZM205 169H206V168H205ZM211 169H210V170H211ZM219 169H220V168H219ZM257 169H258V168H257ZM60 170H61V169H60ZM95 170H96V169H95ZM98 170H99V168H98ZM106 170H107V169H106ZM146 170H147V169H146ZM193 170H194V169H193ZM196 170H197V172H199L198 169H196ZM203 170H204V169H203ZM226 170H228V169H226ZM242 170H243V169H242ZM246 170H247V169H246ZM259 170H260V169H259ZM259 170H254V169L252 168V169L249 170V172H246V173H247L246 178H244V180L241 181V183H240V190H241V193H240V194H244V193H246V194H248V193H249V194H252V195H250V196L253 197V199H254V196H253V195H255V197H256L257 195H259V194H260V195H264V187H263V186H264V185H263V184H264V170H263V171H262V170L259 171ZM52 171H53V170H52ZM52 171H51V172H52ZM107 171H108V170H107ZM112 171H114V170H112ZM141 171H142V170H141ZM153 171H154V170H152V172H153ZM217 171H218V170H217ZM232 171H233V170H232ZM243 171H244V170H243ZM2 172H3V171H2ZM56 172H57V171H56ZM64 172H65V171H64ZM110 172H111V171H110ZM144 172H145V171H144ZM144 172H143V173H144ZM147 172L149 173L148 170H147ZM158 172H159V170H158ZM158 172H157V173H158ZM194 172H195V170L193 171V173H194ZM208 172H209V171H208ZM210 172H211V171H210ZM224 172H225V170H224ZM229 172H230V171H229ZM24 173H25V172H24ZM29 173H30V172H29ZM57 173H58V172H57ZM69 173H70V172H69ZM94 173H95V171H94ZM106 173H108V172H106ZM116 173H117V171H116ZM141 173H142V172H141ZM143 173H142V174H143ZM150 173H151V171H150ZM150 173L147 174V175L149 176V175L152 174V173H151V174H150ZM200 173H201V171H200ZM211 173H212V172H211ZM225 173H226V172H225ZM1 174H2V173H1ZM53 174L56 175V173H53ZM58 174H60V177H61V173H58ZM111 174L113 175V173H111ZM145 174H146V173H145ZM145 174H144V175H145ZM197 174H198V173H196L195 175H197ZM201 174L203 175V176H202L203 179L207 181V184H209V183H208V182H209V181H208L209 178H208V174H207V172H205L204 174H203V173H201ZM219 174H220V173H219ZM241 174H242V173H241ZM104 175H105V174H104ZM112 175H111V176H112ZM185 175L183 174V176H185ZM212 175H213V174H212ZM212 175H211V176H212ZM1 176H2V175H1ZM5 176H6V175H4L3 177H5ZM95 176H96V175H95ZM97 176H98V174H97ZM105 176H106V175H105ZM111 176H110V177H111ZM134 176H135V175H134ZM213 176H214V175H213ZM221 176H222V175H221ZM221 176H219V177H221ZM3 177H2V178H3ZM11 177H12V176H11ZM21 177H22V176H21ZM33 177H34V176H33ZM52 177H53V176H52ZM62 177H66V176H64V174H63ZM91 177H92V176H91ZM106 177H107V176H106ZM106 177H105V178H106ZM149 177H151V176H149ZM149 177H148V178H149ZM170 177H171V176H170ZM189 177H191V179H192L193 176L191 175V173H190V176H189ZM194 177H195V176H194ZM196 177H197V176H196ZM196 177H195V178H196ZM209 177H210V175H209ZM214 177H216V174H215ZM223 177H224V176H223ZM225 177H226V176H225ZM225 177H224V178H225ZM2 178H1V179H2ZM7 178L11 179L10 177H7ZM53 178H54V177H53ZM70 178H71V175H70ZM144 178H146V177L144 176ZM211 178H212V177H211ZM211 178H210V179H211ZM226 178H227V177H226ZM58 179H60V178H58ZM116 179H117V178H116ZM121 179H122V178H121ZM135 179H136V178H135ZM138 179H139V178H138ZM140 179H141V178H140ZM149 179H150V178H149ZM151 179H152V178H151ZM151 179H150V180H151ZM170 179H172V178H170ZM197 179H198V178H197ZM199 179H200V177H199ZM212 179H214V178H212ZM212 179H211V180H212ZM222 179H223V178H222ZM6 180H8V179H6ZM6 180H5V181L2 180V181L8 183ZM11 180H12V179H11ZM11 180H10V181H11ZM26 180H27V179H26ZM60 180H61V179H60ZM66 180H67V179H66ZM83 180H84V179H83ZM106 180H107V178H106ZM119 180H120V179H119ZM141 180H142V179H141ZM145 180H146V182H147V178H146ZM150 180H149V181H150ZM2 181H1V182H2ZM40 181H41V180H40ZM63 181H65L64 178H63ZM74 181H75V180H74ZM149 181H148V182H149ZM171 181L173 182L174 180H171ZM179 181H177V182H179ZM184 181H183V182H184ZM214 181L216 182V180H214ZM214 181H213V182H214ZM220 181H221V180H220ZM222 181H223V180H222ZM224 181H226V180H224ZM1 182H0V184H3V183H1ZM60 182H61V181H59V184L61 185ZM107 182H108V181H107ZM135 182H137V181H135ZM146 182H144V183H146ZM177 182H176V183H177ZM9 183H11V182H9ZM81 183H82V181H81ZM113 183H114V182H113ZM119 183H120V182H119ZM137 183H138V182H137ZM137 183H136V184H137ZM197 183H198V182H197ZM197 183H196V184H197ZM199 183H200V180H199ZM199 183H198V184H199ZM203 183H204V182H203ZM205 183H206V182H205ZM218 183H219V182H218ZM223 183H224V182H223ZM223 183H222V184H223ZM225 183H226V182H225ZM225 183H224V184H225ZM53 184H54V183H53ZM55 184H56V183H55ZM59 184H58V185H59ZM111 184H112V183H111ZM147 184L149 185V183H147ZM184 184H185V183H184ZM198 184H197V185H198ZM207 184H206V185H207ZM210 184L212 185L211 181H210ZM12 185H13V182H12ZM83 185H84V184H83ZM85 185H86V184H85ZM95 185H97V183H96ZM98 185H99V184H98ZM120 185H121V184H120ZM138 185H140V182H139ZM181 185L183 186V184H181ZM216 185H217V184H216ZM0 186H1V185H0ZM2 186H3V185H2ZM2 186H1V188H2ZM7 186H8V185H7ZM7 186H5V190H8V189H6ZM10 186H11V185H10ZM13 186H14V185H13ZM13 186H12V187H13ZM52 186H53V185H52ZM54 186H55V185H54ZM79 186H81V185H79ZM131 186H132V185H131ZM144 186H145V185H144ZM150 186H149V187H150ZM175 186H176V185H175ZM208 186H209V185H208ZM219 186H220V185H219ZM222 186H223V185H222ZM3 187H4V186H3ZM8 187H9V186H8ZM8 187H7V188H8ZM38 187H39V186H38ZM72 187H73V186H72ZM99 187H100V186H99ZM107 187H108V186H107ZM110 187L112 188V186H110ZM198 187H199V186H198ZM206 187H207V186H206ZM220 187H221V186H220ZM1 188H0V189H1ZM9 188H11V187H9ZM24 188H25V187H24ZM74 188H75V187H74ZM84 188H85V187H84ZM97 188H98V187H97ZM139 188H142V186H139ZM143 188H144V187H143ZM145 188H146V187H145ZM151 188H152V187H151ZM153 188H152V189H153ZM204 188H205V187H204ZM210 188H211V186H210ZM212 188H213V186H212ZM217 188H219V187H216V189H217ZM222 188H223V187H222ZM226 188H227V187H226ZM2 189H3V188H2ZM13 189H14V188H13ZM13 189H10L11 192L15 190V189H14V190H13ZM63 189H64V187H63ZM67 189H68V188H67ZM69 189H70V188H69ZM79 189H80V188H79ZM136 189H137V188H136ZM154 189H153V190H154ZM208 189H209V187H208ZM208 189H207V190H208ZM220 189H221V188H220ZM220 189H219V190H220ZM52 190H53V189H52ZM56 190H57V189H56ZM60 190H62V189H60ZM60 190H59L58 193H61ZM106 190H107V189H106ZM113 190H114V189H113ZM138 190H139V189H138ZM141 190H142V189H140V191H138V192H141ZM149 190H150V189H149ZM198 190H199V191H198ZM214 190H215V188L213 189V191H214ZM231 190H232V192L229 193V191H231ZM15 191H16V190H15ZM23 191L25 192L24 189H23ZM54 191H55V188H54ZM57 191H58V190H57ZM65 191H66V189H65ZM84 191H85V190H84ZM92 191H93V190H92ZM98 191H99V190H98ZM104 191H105V190H104ZM109 191H111V190H109ZM126 191H127V190H126ZM142 191H143V190H142ZM145 191H146V190H145ZM213 191H212V193H213ZM16 192H17V191H16ZM16 192L14 193V196H15V197H16L17 194H18V193L16 194ZM75 192H76V191H75ZM94 192H95V191H94ZM107 192H108V191H107ZM124 192H125V191H124ZM132 192H133V191H132ZM134 192H135V191H134ZM143 192H144V191H143ZM153 192H154V191H153ZM210 192H211V191H210ZM210 192H209V193H210ZM214 192H215V191H214ZM216 192H218V191H216ZM216 192H215V193H216ZM219 192H220V191H219ZM7 193H8V191H7ZM12 193H13V192H12ZM25 193H26V192H25ZM55 193H56V192H53V194H55ZM62 193H63V192H62ZM62 193H61V194H62ZM100 193H101V192H100ZM100 193H99V194H100ZM136 193H137V192H136ZM144 193H146V192H144ZM147 193H148V192H147ZM198 193H199V194H198ZM202 193H203V192H202ZM204 193H205V191H204ZM262 193H263V194H262ZM15 194H16V195H15ZM21 194H22V193H21ZM27 194H28V193H27ZM29 194H30V192H29ZM93 194H94V193H93ZM106 194H107V193H106ZM142 194H143V193H141V196H142V198H143V195H142ZM206 194H207V193H206ZM217 194H218V193H217ZM22 195H23V194H22ZM22 195H20V196H22ZM25 195H26V194H24V196H25ZM55 195H56V194H55ZM55 195H54V196H55ZM58 195H60V194H58ZM68 195H69V194H68ZM77 195H78V194H77ZM135 195H136V194H135ZM148 195H150V194H148ZM204 195H205V194H204ZM208 195L210 196L211 193L208 194ZM212 195H214V194H212ZM219 195H220V194H219ZM14 196H13L12 198H14ZM56 196H57V195H56ZM56 196H55V197H56ZM60 196H61V195H60ZM120 196H121V195H120ZM129 196H130V195H129ZM129 196H128V197H129ZM146 196H147V195H146ZM146 196H145V198L148 199V198H147L148 196H147V197H146ZM154 196H155V195H154ZM202 196H203V195H202ZM202 196H201V198H203ZM217 196H218V195H216V197H217ZM0 197H1V196H0ZM2 197H3V196H2ZM17 197H18V196H17ZM50 197H51V196H50ZM52 197H53V196H52ZM72 197H73V196H72ZM96 197H97V196H96ZM105 197H106V196H105ZM108 197H109V196H108ZM124 197H125V196H124ZM126 197H127V196H126ZM131 197H132V196H131ZM204 197H205V196H204ZM216 197H215V198H216ZM236 197H237V196H236ZM258 197H262V196H258ZM258 197H257V199H259ZM263 197H264V196H263ZM6 198H7V197H6ZM6 198L4 197V199H6ZM10 198H11V197H10ZM22 198H24V197H22ZM27 198H28V197H27ZM27 198H26V199H27ZM145 198H144V199H145ZM208 198H209V197H208ZM4 199H3V200H4ZM14 199H17V198H14ZM19 199H20V200L16 201V204L14 203V206H15V207H18V206L22 203V202H21V197H20ZM26 199H23V200L26 201ZM55 199H56V198H55ZM57 199H58V198H57ZM92 199H93V198H92ZM125 199H126V198H125ZM132 199L134 200V198H132ZM146 199H145L144 201H147ZM199 199H200V197H199ZM203 199H204V198H203ZM211 199H212V198H211ZM234 199H235V197H234ZM234 199L231 200V202L236 203ZM239 199H241V197H240V198H237L236 201L239 200ZM253 199H252V201H253ZM257 199H256V200H257ZM52 200H53V199H52ZM102 200H103V199H102ZM107 200H108V198H107ZM149 200H151V199H149ZM149 200H148V201H149ZM201 200H202V199H201ZM204 200H205V199H204ZM263 200H264V198H263ZM14 201H15V200H14ZM14 201H13V199H12V202H14ZM25 201H24V202H25ZM30 201H32V200H30ZM56 201H57V200H56ZM63 201H64V200H63ZM83 201H84V199H83ZM100 201H101V200H100ZM125 201H127V200H125ZM131 201H132V200H131ZM152 201H154V200H152ZM152 201H151V202H152ZM156 201H155V202H156ZM249 201H250V200H249ZM10 202H11V201H10ZM12 202H11V203H12ZM24 202H23V203H24ZM26 202H27V203H26ZM26 202H25L24 204H26L27 207H28V199H27ZM58 202H59V201H58ZM76 202H77V201H75V203H76ZM80 202H81V201H80ZM102 202H103V201H102ZM116 202H118V201H116ZM135 202H136V201H135ZM155 202H153V205L155 204ZM159 202H160V201H159ZM231 202H230V204H231ZM247 202H248V201H247ZM257 202H258V201H257ZM11 203H10V204H11ZM23 203H22V205H23ZM53 203H54V205H55V201L52 202V204H53ZM72 203H73V202H72ZM77 203H78V202H77ZM136 203H137V202H136ZM136 203H135V204H136ZM249 203H250V202H249ZM255 203H256V201H255ZM33 204H34V203H33ZM52 204H51V205H52ZM117 204H118V203H117ZM133 204H134V203H133ZM135 204H134V205H135ZM137 204H138V203H137ZM139 204H141V201H140ZM142 204H143V200H142ZM145 204H147V203H145ZM149 204H150V203H149ZM159 204L161 205L160 207H158ZM253 204H254V203H253ZM253 204H250V205L252 206ZM258 204H259V203H258ZM22 205H20V206L18 207L19 210H20V207H21ZM26 205H24V206H26ZM56 205H58L57 202H56ZM56 205H55V206H56ZM65 205H66V204H65ZM100 205H101V204H100ZM106 205H107V204H106ZM111 205H112V204H111ZM128 205H129V204H128ZM143 205H144V204H143ZM231 205H232V204H231ZM250 205H249V207H251ZM255 205H256V204H255ZM11 206H12V204H11ZM14 206H13V207H14ZM24 206H23V207H24ZM55 206H54V208H57L59 205H58L57 207H55ZM68 206H69V205H68ZM97 206H98V205H97ZM130 206H131V205H130ZM140 206H141V205H140ZM145 206H147V205H145ZM189 206H188V207H189ZM243 206H244V205H243ZM253 206H254V205H253ZM257 206H259V205H257ZM257 206H256V207H257ZM29 207H30V205H29ZM62 207H64V206H62ZM109 207H111V206H109ZM114 207H115V206H114ZM117 207H118V206H117ZM121 207H122V206H121ZM123 207H124V204H123ZM150 207H151V205H150ZM150 207L148 206L147 208H150ZM185 207H186V206H185ZM49 208H50V207H49ZM52 208H53V207H52ZM58 208H59V207H58ZM64 208H65V207H64ZM134 208H135V207H134ZM136 208H137V207H136ZM151 208H152V207H151ZM190 208H186L187 210H185V211H187V212L190 211V210H188V209H190ZM251 208H252V207H251ZM2 209H3V208H2ZM10 209H11V208H10ZM15 209H16V208H15ZM15 209H13V210H15ZM23 209H24V208H23ZM23 209H21V210H23ZM29 209H31V208H29ZM120 209H121V208H120ZM130 209H131V208H130ZM130 209H129V210H130ZM137 209H138V211H139V208H137ZM194 209H195V208H194ZM228 209H229V208H228ZM246 209H247V207H246ZM19 210H16V211H19ZM21 210H20V211H21ZM60 210H61V209H60ZM68 210H69V209H68ZM95 210H97V209H95ZM98 210H99V209H98ZM116 210H117V208H116ZM129 210H128V211H129ZM132 210H133V207H132ZM142 210H143V208H142ZM191 210H193V209H191ZM242 210H243V209H242ZM255 210H256V209H255ZM262 210H264V208H262ZM4 211H5V209H4ZM8 211H10V210H8ZM27 211H28V210H27ZM52 211L55 212L56 210L53 209ZM52 211H51V213H52ZM58 211H59V210H58ZM80 211H81V210H80ZM106 211H107V210H106ZM111 211H112V209H111ZM143 211H145V210H143ZM146 211H148V210H146ZM146 211H145V212H146ZM150 211H151V210H150ZM193 211H195V210H193ZM193 211H191V213H192ZM226 211H227V209H226ZM230 211H231V209H230ZM250 211H252V209H251ZM258 211H259V210H258ZM28 212H29V211H28ZM32 212H33V211H32ZM72 212H73V211H72ZM107 212H108V211H107ZM112 212H113V211H112ZM130 212H131V211H130ZM135 212H136V211H135ZM195 212H196V211H195ZM200 212H199V213H200ZM219 212H220V213H219ZM9 213H10V212H9ZM25 213H26V212H25ZM149 213H150V212H149ZM154 213H155V212H154ZM159 213H160V212H159ZM193 213H194V212H193ZM197 213H198V212H196V214H197ZM218 213H219V214H218ZM259 213H263V212L259 211ZM15 214H16V213H15ZM18 214H19V213H18ZM54 214H55V213H54ZM54 214H53V215H54ZM61 214H62V213H61ZM82 214H83V213H82ZM147 214H148V213H147ZM147 214H146V215H147ZM151 214H152V213H151ZM151 214H150V216H151ZM187 214H188V213H187ZM194 214H195V213H194ZM226 214H227V212H226ZM53 215H51V216H53ZM62 215H63V214H62ZM160 215H161V214H160ZM160 215H159V216H160ZM163 215H162V216H163ZM222 215H223V213H222ZM239 215H240V214H239ZM51 216H50V219H51ZM54 216H55V215H54ZM54 216H53V217H54ZM81 216H82V215H81ZM125 216H126V215H125ZM127 216H128V215H127ZM135 216H137V215L135 214ZM135 216H132V217H135ZM154 216H155V215H154ZM186 216H187V215H186ZM224 216H225V215H224ZM57 217H58V219H59V213H58ZM61 217H64V215L61 216ZM61 217H60V218H61ZM104 217H105V216H104ZM220 217H222V216H220ZM220 217L218 216L219 219H220ZM24 218H25V217H24ZM54 218H55V220H56V216H55ZM129 218H130V217H129ZM188 218H189V217H188ZM223 218H224V217H223ZM254 218H255V217H254ZM50 219H49V220H50ZM63 219H64V218H63ZM70 219H71V218H70ZM108 219H109V218H108ZM137 219H139V217H138ZM146 219H147V218H146ZM151 219H152V218H151ZM160 219H161V218H160ZM185 219H186V217H185L183 220L185 221ZM215 219H217V218H215ZM215 219H214V220H215ZM224 219H225V218H224ZM229 219H230V218H229ZM53 220H54V219H53ZM55 220H54V221H55ZM59 220H60V221H63L62 219H59ZM59 220H56V221H55L56 224H55V223H53V224H55L56 227L60 229V227L57 225V223H58L57 221H59ZM126 220H127V219H126ZM134 220H135V219H134ZM188 220L186 219V221H188ZM226 220H227V219H226ZM226 220H225V221H226ZM54 221H53V222H54ZM60 221H59V222H60ZM66 221H67V220H66ZM109 221H110V220H109ZM128 221H129V220H128ZM128 221H127V222H128ZM149 221H150V219H149ZM189 221H188L187 223H189ZM211 221H209V222L211 223ZM217 221H219V220H217ZM225 221H224V222H225ZM63 222H64V221H63ZM70 222H71V221H70ZM124 222H125V221H124ZM152 222H154V221H152ZM181 222H182V221H181ZM215 222H216V221H215ZM215 222H214V223H215ZM51 223H52V221H51ZM51 223H50V224H51ZM68 223H69V222H68ZM78 223H79V222H78ZM166 223H165V225H166ZM178 223H179V222H178ZM178 223H177V227H179V226H178ZM218 223H219V222H218ZM60 224H61V223H60ZM65 224H66V222H65ZM80 224H81V223H80ZM127 224H128V223H127ZM155 224H156V223H154V225H155ZM211 224H213V223H211ZM223 224H226V223H223ZM157 225H158V224H157ZM161 225H162V223H161ZM179 225H180V224H179ZM214 225H215V224H214ZM64 226H65V225H64ZM64 226H62V227H64ZM116 226H117V225H116ZM158 226H159V225H158ZM158 226H157V227H158ZM185 226H186V225H185ZM207 226L209 227L210 224H208ZM62 227H61V229H60L59 231L62 230ZM142 227H143V226H142ZM146 227H147V226H146ZM150 227H151V226H150ZM159 227H160V226H159ZM189 227H190V223H189ZM53 228H54V227H52V229H53ZM64 228H65V227H64ZM75 228H76V227H75ZM86 228H87V227H86ZM152 228H153V227H152ZM161 228H162V227H161ZM211 228H212V227H211ZM139 229H140V228H139ZM145 229H146V228H145ZM147 229H148V228H147ZM185 229H186V228H185ZM240 229H241V228H240ZM154 230H155V229H154ZM187 230H188V228H187ZM207 230H208V229H207ZM251 230H252V229H251ZM50 231H51V230H50ZM53 231H54V229H53ZM78 231H79V230H78ZM85 231H88V230H85ZM85 231H84V232H85ZM114 231H115V230H114ZM247 231H248V230H247ZM56 232H57V231H56ZM139 232H140V231H139ZM178 232H179V231H178ZM205 232H206V231H205ZM208 232H210V231L208 230ZM241 232H242V231H241ZM245 232H246V231H245ZM53 233H54V232H53ZM57 233H58V232H57ZM57 233H56V234H57ZM64 233H65V230H64ZM82 233H83V232H82ZM199 233H200V234H199ZM50 235H51V233H50ZM57 235H58V234H57ZM61 235H63V234L61 233ZM92 235H93V234H92ZM140 235H141V234H140ZM228 235H229V234H228ZM54 236H55V235L53 234V236H51V237L54 238ZM69 236H70V235H69ZM78 236H79V235H78ZM189 236H188V237H189ZM204 236H205V234H204ZM232 236H234V235H232ZM55 237H56V236H55ZM58 237H61L60 234H59ZM58 237L56 238V239H57V242H59V241H58ZM130 237H131V236H130ZM177 237H178V236H177ZM63 238H64V237L62 236V240H63ZM69 238H70V237H69ZM56 239H54V240L56 241ZM78 239H79V238H78ZM78 239H77V242H78ZM134 239H135V238H134ZM195 239H196V238H195ZM197 239H198V238H197ZM197 239H196V240H197ZM201 239H202V237H201ZM51 240H53V239L51 238L50 241H51ZM62 240H61V242H62ZM64 240H65V239H64ZM142 240H143V239H142ZM204 240H205V239H204ZM39 241H40V240H39ZM68 241H70V240H68ZM89 241H90V240H89ZM140 241H141V239H140ZM193 241H194V240H193ZM198 241H199V240H198ZM51 242H52V241H51ZM126 242H127V241H126ZM196 242H197V241H196ZM36 243H37V242H36ZM52 243H54V242H52ZM52 243H51V247H52V245H53ZM63 243H64V242H63ZM66 243H67V241H66ZM95 243H96V242H95ZM139 243H140V242H139ZM193 243H194V242H193ZM256 243H257V242H256ZM55 244H57V243H55ZM154 244H155V243H154ZM154 244H153V245H154ZM199 244H200V243H199ZM237 244H238V243H237ZM237 244H236V246H237ZM239 244H240V243H239ZM243 244H244V243H243ZM247 244H248V243H247ZM260 244H261V243H260ZM9 245H10V243H9ZM57 245H60V243H58ZM61 245H62V244H61ZM86 245H88V244H86ZM124 245H125V244H124ZM136 245H137V244H136ZM150 245H151V244H150ZM203 245H204V244H203ZM258 245H259V243H258ZM258 245H257V246H258ZM261 245H262V244H261ZM66 246H67V245H66ZM66 246H65V247H66ZM68 246H70V245H68ZM97 246H98V245H97ZM159 246H160V245H159ZM180 246H181V245H180ZM214 246H215V245H214ZM233 246H234V245H233ZM263 246H264V245H263ZM8 247H9V246H8ZM51 247H50V249H51ZM55 247H56V246L54 245L53 249H55ZM62 247H63V245H62ZM126 247H127V246H126ZM138 247H139V246H138ZM183 247H184V246H183ZM185 247H187L186 244H185ZM207 247H208V246H207ZM230 247H231V246H230ZM251 247H252V246H251ZM251 247H249V248H251ZM18 248H19V247H18ZM18 248H17V249H18ZM26 248H27V246H26ZM33 248H34V247H33ZM40 248H41V247H40ZM56 248H57V247H56ZM58 248H59V246H58ZM66 248H68V247H66ZM94 248H95V247H94ZM98 248H99V247H98ZM136 248H137V246H136ZM154 248H156V247H153V249H154ZM160 248H161V247H160ZM227 248H228V247H227ZM239 248H240V247H239ZM239 248H238V249H239ZM241 248H242V247H241ZM241 248H240V249H241ZM257 248H258V247H257ZM4 249H5V248H4ZM22 249H23V248H22ZM53 249H52V250H53ZM61 249H62V248H61ZM64 249H65V248H64ZM64 249H63V250H64ZM86 249H87V246H86ZM90 249H92V247H91ZM217 249H218V248H217ZM230 249H231V248H230ZM234 249H235V248H234ZM251 249H253V248H251ZM259 249H260V248H258V250H259ZM263 249H264V247H263ZM11 250H12V249H11ZM27 250H28V249H27ZM52 250H51V251H52ZM55 250H56V249H55ZM55 250H54V251H55ZM69 250H70V249H69ZM128 250H129V249H128ZM131 250H132V248H131ZM131 250H130V251H131ZM138 250H139V249H138ZM180 250H181V249H180ZM184 250H186V249H184ZM184 250H183V251H184ZM200 250H201V249H200ZM214 250H215V249H214ZM227 250H228V249H227ZM248 250H249V249H248ZM254 250H255V249H254ZM254 250H253V251H254ZM5 251H7V250H5ZM14 251H15V250H14ZM24 251H25V250H24ZM49 251H50V250H49ZM51 251H50V253H51ZM57 251H58V249H57ZM57 251H56V252H57ZM133 251H134V250H133ZM233 251H236V250H233ZM256 251H257V250H256ZM261 251H262V249H261ZM12 252H13V251H12ZM67 252H68V251H67ZM67 252H66V253H67ZM128 252H129V251H128ZM134 252H135V251H134ZM154 252H155V251H154ZM185 252H186V251H185ZM224 252H225V251H224ZM254 252H255V251H254ZM19 253H20V252H19ZM53 253H54V252H52V254H53ZM64 253H65V251H64ZM66 253H65V254H66ZM139 253H140V252H139ZM155 253H156V252H155ZM179 253H180V252H179ZM200 253H201V252H200ZM228 253H229V252H228ZM231 253H232V252H231ZM237 253H239V252H237ZM241 253H243V251H242ZM241 253H240V254H241ZM246 253H247V251H246ZM248 253H250V252H248ZM261 253H264V252L262 251ZM15 254H16V253H15ZM159 254H160V253H159ZM172 254H174V253H172ZM210 254H211V253H210ZM234 254H235V252H234ZM240 254H238V256H240ZM257 254H258V253H256V256H257ZM5 256H6V254H5ZM53 256H55V254H53ZM56 256H57V254H56ZM56 256H55V257H56ZM129 256H130V254H129ZM131 256H132V253H131ZM178 256H179V254H178ZM229 256H230V254H229ZM235 256H236V254H235ZM244 256H245V254H244ZM1 257H2V256H1ZM9 257H10V256H9ZM43 257H44V256H43ZM60 257H61V256H60ZM60 257H59V258H60ZM62 257H63V256H62ZM180 257H181V253H180ZM227 257H228V256H227ZM236 257H237V256H236ZM242 257H243V256H242ZM242 257L240 256V259H241ZM247 257H249V256H247ZM251 257H252V254H251ZM31 258H32V257H31ZM51 258L53 259V257H51ZM74 258H75V257H74ZM84 258H85V257H84ZM86 258H87V257H86ZM88 258H89V257H88ZM131 258H132V257H131ZM134 258H135V257H134ZM134 258H133V259H134ZM176 258H177V257H176ZM176 258L173 257V259H176ZM222 258H223V257H222ZM225 258H226V257H225ZM238 258H239V257H238ZM252 258H253V257H252ZM255 258H257V257H255ZM258 258H259V257H258ZM0 259H1V258H0ZM19 259H20L19 261L21 262V258H19ZM127 259H128V258H127ZM167 259H168V261H171V260H172L171 254H169V256H167L166 260H167ZM178 259H179V257L177 258V261H178ZM201 259H202V258H201ZM235 259H236V258H235ZM243 259H244V258H243ZM243 259H242V260H243ZM248 259H249V258H248ZM250 259H251V258H250ZM260 259H261V258H260ZM2 260H3V259H2ZM8 260H9V259H8ZM15 260H16V258H15ZM22 260H23V258H22ZM25 260H26V258H25ZM25 260H24V261H25ZM27 260L29 261V259H27ZM27 260L25 261V263H24V261H23L22 264H23V263L26 264ZM30 260H31V259H30ZM59 260H60V259H59ZM67 260H68V259H67ZM88 260H89V259H88ZM116 260H117V259H116ZM116 260H115V261H116ZM245 260H246V259H245ZM258 260H259V259H258ZM263 260H264V259H263ZM263 260H262V261H263ZM11 261H12V260H10V262H11ZM31 261H32V260H31ZM50 261H51V260H50ZM54 261H55V260H54ZM56 261H57V260H56ZM81 261H82V260H80L79 262H81ZM122 261H123V260H122ZM131 261H132V260H131ZM173 261H174V260H173ZM173 261H172V262H173ZM229 261H230V260H229ZM250 261H251V260H250ZM255 261H256V260H255ZM0 262H1V261H0ZM5 262H7L6 264H9L8 261H5ZM12 262H14V261H12ZM12 262H11L10 264H18V263H15L16 261H15L14 263H12ZM17 262H18V261H17ZM34 262H35V261H34ZM89 262H90V261H89ZM236 262H237V261H236ZM238 262H239V260H238ZM246 262H248V261H246ZM253 262H254V261H253ZM29 263H30V262H29ZM29 263H27V264H29ZM36 263H37V262H36ZM117 263H118V262H117ZM168 263H169V262H168ZM173 263H175V261H174ZM226 263H227V262H226ZM239 263H241V262H239ZM243 263L246 264L245 262H243ZM251 263H252V261H251ZM256 263H257V262H256ZM258 263H259V262H258ZM260 263H261V261H260ZM0 264H1V263H0ZM30 264H32V262H31ZM82 264H83V263H82ZM89 264H90V263H89ZM95 264H96V263H95ZM120 264H121V263H120ZM130 264H131V263H130ZM132 264H133V262H132ZM143 264H144V263H143ZM218 264H219V263H218ZM248 264H249V263H248Z\"/></svg>", "mask_w": 264, "mask_h": 264}]
</instances>
